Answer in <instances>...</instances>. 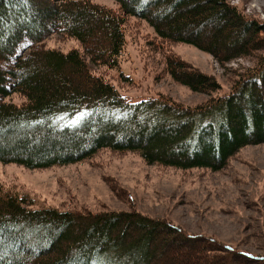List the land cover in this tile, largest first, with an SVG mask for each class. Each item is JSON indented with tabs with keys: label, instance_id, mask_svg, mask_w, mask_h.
Returning <instances> with one entry per match:
<instances>
[{
	"label": "trees",
	"instance_id": "trees-1",
	"mask_svg": "<svg viewBox=\"0 0 264 264\" xmlns=\"http://www.w3.org/2000/svg\"><path fill=\"white\" fill-rule=\"evenodd\" d=\"M112 1L117 11L91 0H0L1 163L46 169L108 149L218 171L244 146L264 142V21L228 0ZM128 16L161 42L195 46L220 63L257 61L220 95L213 76L167 52L165 71L207 99L189 106L158 91L133 100L92 70H119ZM53 32L82 52L37 46ZM13 94L17 104L7 99ZM0 264H264V255L135 211L36 208L0 188Z\"/></svg>",
	"mask_w": 264,
	"mask_h": 264
},
{
	"label": "rangeland",
	"instance_id": "rangeland-1",
	"mask_svg": "<svg viewBox=\"0 0 264 264\" xmlns=\"http://www.w3.org/2000/svg\"><path fill=\"white\" fill-rule=\"evenodd\" d=\"M91 1L118 10V4L112 0ZM228 2L246 16L264 21V0ZM124 21L125 45L119 57V70H92L100 71L133 100L155 96L158 91L189 106L207 99V95L191 91L165 71L167 52L213 76L221 85L220 95L229 91L236 74L253 67L257 61L256 57L244 56L220 63L195 46L161 42L144 20L128 16ZM40 45L62 52L71 49L82 52L77 40L61 32L51 33L37 44ZM119 72L130 82L122 80ZM7 99L20 102L15 94ZM0 188L25 195L36 208L135 211L166 219L191 235L212 236L240 251L264 255V142L244 146L218 171L150 164L138 152L108 149L80 162L46 169L31 170L0 162Z\"/></svg>",
	"mask_w": 264,
	"mask_h": 264
}]
</instances>
